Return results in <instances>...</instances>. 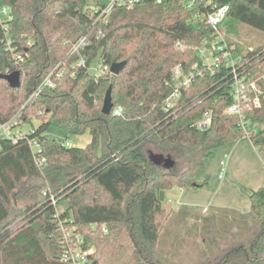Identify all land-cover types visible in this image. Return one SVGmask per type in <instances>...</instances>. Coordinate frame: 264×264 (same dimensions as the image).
I'll use <instances>...</instances> for the list:
<instances>
[{"label":"trees","instance_id":"trees-1","mask_svg":"<svg viewBox=\"0 0 264 264\" xmlns=\"http://www.w3.org/2000/svg\"><path fill=\"white\" fill-rule=\"evenodd\" d=\"M210 1L228 5L221 24L239 21L264 34V0ZM98 4L0 0L12 15L0 20V74L20 72L16 88L0 78V121L21 111L22 123L31 127L26 134L39 142L44 158L41 165L35 163L25 138L14 143L0 136V264H71L62 260L60 224L79 249L95 247L81 264H169L165 258L176 256L175 246H183L185 234L203 244L199 264H264L263 187H240L250 202L246 212L162 205L173 186L205 184L194 174L215 148L248 136L264 151V79L257 80L258 107L245 106L241 115L227 113L231 68L201 66L197 48L213 32L204 20H190L196 10L209 7L142 0L130 8L114 6L103 22L96 21ZM81 36L88 41L80 51L86 65L34 94L58 63L78 58L70 49ZM224 38L235 45L238 74L247 80L264 75V35L247 49ZM96 60L108 66L126 63L118 74L93 76L88 66ZM194 64L197 71L189 83L178 86L173 106L164 108L175 88L172 68L189 70ZM108 86L112 108H122L119 115L101 111ZM205 112L210 124L199 129L196 122ZM28 113L37 115V125ZM54 120L68 136L88 131L89 142L66 147L61 145L65 138L46 137ZM153 156L177 157L181 168H165ZM62 203L65 207L58 210ZM171 215L181 221L175 225L188 227L184 234L178 227L164 235ZM215 252L220 256L209 260Z\"/></svg>","mask_w":264,"mask_h":264},{"label":"built area","instance_id":"built-area-1","mask_svg":"<svg viewBox=\"0 0 264 264\" xmlns=\"http://www.w3.org/2000/svg\"><path fill=\"white\" fill-rule=\"evenodd\" d=\"M142 0H107L104 4H98L96 7L97 15L96 21H106V17L114 6L119 7H133L140 3ZM156 3H160L162 0H154ZM185 8L193 9L196 3L200 2L204 6L209 7V10H196L193 14L191 21L196 19L204 20L209 25L213 32V37L210 40H204L203 43L197 48V54L199 56V63L201 66L211 69L219 66L221 63L231 68V84L230 92L232 94V103L226 108V112L230 114L241 115L245 106L258 107L260 105V88L258 85V79H264V75H261L255 79L247 80L241 74H238L236 65L238 64V58L233 55L235 49L234 43H229L225 40L223 31L220 29L221 21L224 19L228 5L217 6L210 0H182ZM12 15L9 7L6 5L0 6V20H10ZM88 43L85 36L79 37L71 46L70 54H75L78 58L67 64L66 61L58 63L50 72L42 79L36 94L42 87H54L55 79L62 77L64 74H74L75 67L86 65V58L80 54L81 49ZM15 58L22 60V58L15 54ZM198 65L194 64L191 69L184 70L182 66L176 65L171 70V80L175 85L173 91L168 95L165 100L164 108L168 109L173 106V102L178 96V86L187 85L190 79L193 77ZM89 72L93 76L101 75L106 71H109V66L101 61H95L88 66ZM197 71V70H196ZM122 111L120 106L113 107L111 112L119 115ZM21 111L13 115L12 117L0 121V136L7 138L12 142H17L20 138H25L26 142L31 150L34 161L36 164L41 165L44 158L41 155V147L39 142L34 138H29L26 133L30 132L31 127L27 124H23L21 121ZM210 124V114L205 112L203 117L196 122V126L199 129H205ZM61 145L69 147L72 146V141L69 138H65ZM223 164V161L220 162ZM223 171V169H222ZM219 174L221 176L222 174ZM52 203H55L54 197H50ZM60 228L63 233L64 239V251L62 254V260L71 264H81L86 261L87 252L79 249L74 243H71L70 232L60 224Z\"/></svg>","mask_w":264,"mask_h":264},{"label":"rangeland","instance_id":"rangeland-1","mask_svg":"<svg viewBox=\"0 0 264 264\" xmlns=\"http://www.w3.org/2000/svg\"><path fill=\"white\" fill-rule=\"evenodd\" d=\"M96 1H98L100 4H104L107 2V0H89V2L91 3H94ZM221 28L226 38H228L229 40H235L238 45L243 49H247L248 46L255 47L257 44H259L260 40L264 35L261 31L249 25L230 19H225L221 24ZM36 116L37 115L35 113H28V119L33 122V125L38 124V118ZM56 123L57 120H54V123L51 124L49 128L44 132V135L46 137L69 138V140L72 141V144L75 146H84L88 142V140H90V134L88 131H85L81 135L68 136V134L62 129H60L56 125ZM235 141L236 140L215 148L212 153L206 158L203 166L196 169L194 178L198 182H205L202 187H181V193H179L176 186H173L167 191V197L162 202L163 207L167 210H170L171 207H178L183 202H193L194 204L202 205L206 204V202H208L209 200H214V202H220L223 204H232L233 202H236L235 200L229 199L226 196V193H222L223 190H220V192L217 193V188L220 185L218 179V174L221 169L219 164L220 160H225V162L227 161L226 152L229 151L230 146L235 143ZM238 148L242 151L245 150L244 146H242L241 144H239ZM257 152L258 153L256 154L244 153L243 155H241V157L238 159V162L236 163L235 173L241 180L239 182V189L241 186L247 187V177L251 180L250 184H260L264 182V161L263 159H260L261 156H259V150ZM170 159L173 161L172 158ZM175 161H173V164L170 167L165 168L172 169L173 171H178L181 168V161L177 157H175ZM178 199L181 200L180 203H177ZM64 207L65 203H62L57 206V209L60 210ZM190 221L191 220H189V223ZM176 223H181V221L177 219L176 216L171 215L170 219L166 224L164 235L169 236L172 232H174V230H178L179 226L178 224L175 225ZM179 228L182 234H184L188 230V227L182 225ZM185 237L186 239L183 246H175L176 256H173L172 258L167 257L165 258L166 261L164 262H168L169 264H199L200 259H202L203 257L201 256L200 250L203 244L196 245V242L193 241V238L191 236L187 237V235L185 234ZM94 249L95 247L92 244H89L86 248V251H93ZM218 256H220V254L215 252L209 258V260L213 261L214 259L218 258Z\"/></svg>","mask_w":264,"mask_h":264},{"label":"crops","instance_id":"crops-1","mask_svg":"<svg viewBox=\"0 0 264 264\" xmlns=\"http://www.w3.org/2000/svg\"><path fill=\"white\" fill-rule=\"evenodd\" d=\"M90 139V138H89ZM89 142V140H88ZM87 142V143H88ZM239 144H241L242 146H244L245 150L242 151L238 148ZM238 148V149H237ZM258 150L252 145L250 139L248 136H242L238 139H236L235 143H233L230 146V149L228 152H226L227 154V161L225 162V160H220L223 161V164L221 165L220 163V172L221 173L222 169V174L221 176H219L218 174V179L220 182V185L217 188V193L220 192V190H223L222 193H226L227 197L231 200H235L236 202H233L232 204H223L220 202H214V200H209L208 202H206V204H202V205H198V204H194L193 202H183L181 203L178 207H171L172 210H176L178 209L181 205H189V206H199V207H203L206 208L208 206H219V207H228V208H234L240 212H246L249 210L250 208V202L247 196H245L242 191H240L239 186H240V179L239 177L236 175L235 173V166L236 163L238 162V159L241 157V155H243L244 153H258ZM258 155V154H257ZM259 156L260 159L264 161V151H260L259 150ZM237 159V160H236ZM264 165V163H263ZM248 183H247V187L248 188H258V187H263L264 188V182L263 183H258V184H250V179L247 177L246 178ZM177 190L179 191V193H181V188L176 187ZM168 191V190H167ZM165 196L167 197V192ZM216 197V196H215ZM222 199V198H221ZM238 201V202H237ZM181 200H177V203H180Z\"/></svg>","mask_w":264,"mask_h":264},{"label":"water","instance_id":"water-1","mask_svg":"<svg viewBox=\"0 0 264 264\" xmlns=\"http://www.w3.org/2000/svg\"><path fill=\"white\" fill-rule=\"evenodd\" d=\"M126 61H120V62H113L109 66V71L112 74H118V72L124 67ZM0 78L5 79L9 86L11 87H19L20 85V72L19 71H13L6 74H0ZM113 106L112 103V97H111V86H108L103 98L101 111L102 113L108 115L111 111V108ZM154 159H156L158 162L163 161V165L165 167H170L173 164V161L169 157H161V156H153Z\"/></svg>","mask_w":264,"mask_h":264}]
</instances>
